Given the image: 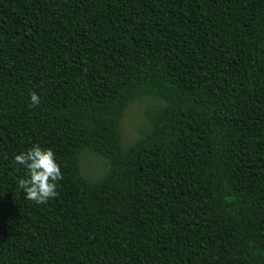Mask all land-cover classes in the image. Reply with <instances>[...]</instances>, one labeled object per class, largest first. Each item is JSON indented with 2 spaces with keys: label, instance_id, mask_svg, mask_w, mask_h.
Listing matches in <instances>:
<instances>
[{
  "label": "trees",
  "instance_id": "16d2710c",
  "mask_svg": "<svg viewBox=\"0 0 264 264\" xmlns=\"http://www.w3.org/2000/svg\"><path fill=\"white\" fill-rule=\"evenodd\" d=\"M0 264H264V0H0Z\"/></svg>",
  "mask_w": 264,
  "mask_h": 264
},
{
  "label": "clouds",
  "instance_id": "9594fccd",
  "mask_svg": "<svg viewBox=\"0 0 264 264\" xmlns=\"http://www.w3.org/2000/svg\"><path fill=\"white\" fill-rule=\"evenodd\" d=\"M30 101L35 105L40 102V98L33 93ZM13 163L25 170L17 186L27 200L42 204L57 196L56 182L62 178V173L51 149L33 146L27 151L14 154Z\"/></svg>",
  "mask_w": 264,
  "mask_h": 264
},
{
  "label": "rangeland",
  "instance_id": "374dc122",
  "mask_svg": "<svg viewBox=\"0 0 264 264\" xmlns=\"http://www.w3.org/2000/svg\"><path fill=\"white\" fill-rule=\"evenodd\" d=\"M147 104L139 102L131 105L122 120V137L123 146L131 143L138 136V128L145 122V109ZM81 168L83 174L89 180H97L101 178L107 171L106 163L91 153H86L81 159Z\"/></svg>",
  "mask_w": 264,
  "mask_h": 264
}]
</instances>
